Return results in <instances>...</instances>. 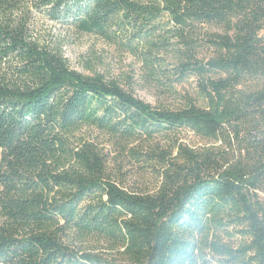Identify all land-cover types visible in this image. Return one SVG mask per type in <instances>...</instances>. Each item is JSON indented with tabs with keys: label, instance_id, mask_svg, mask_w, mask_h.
I'll return each mask as SVG.
<instances>
[{
	"label": "trees",
	"instance_id": "obj_1",
	"mask_svg": "<svg viewBox=\"0 0 264 264\" xmlns=\"http://www.w3.org/2000/svg\"><path fill=\"white\" fill-rule=\"evenodd\" d=\"M33 12L149 71L171 60L202 103L72 70ZM84 128L156 168L155 190L119 186ZM0 264H264V0H0Z\"/></svg>",
	"mask_w": 264,
	"mask_h": 264
},
{
	"label": "rangeland",
	"instance_id": "obj_2",
	"mask_svg": "<svg viewBox=\"0 0 264 264\" xmlns=\"http://www.w3.org/2000/svg\"><path fill=\"white\" fill-rule=\"evenodd\" d=\"M29 19L35 37L52 46L58 45L69 67L76 72L87 76L99 74L106 80H114L121 88L153 107L174 110L187 104L202 103L194 79L179 81L172 70L171 60L149 71L139 58L121 52L98 37L78 33L73 27L50 21L37 12H33ZM76 134L98 145L106 154L107 171L123 189L135 193H152L155 190L158 182L156 168L136 162L127 153H117L115 145L94 129L84 128ZM177 138L190 148L208 145L207 141L190 132H182ZM84 244L106 252L97 241H86Z\"/></svg>",
	"mask_w": 264,
	"mask_h": 264
}]
</instances>
